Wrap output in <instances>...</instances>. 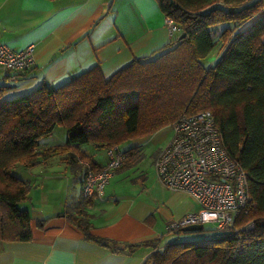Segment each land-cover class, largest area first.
<instances>
[{"label": "trees", "instance_id": "obj_1", "mask_svg": "<svg viewBox=\"0 0 264 264\" xmlns=\"http://www.w3.org/2000/svg\"><path fill=\"white\" fill-rule=\"evenodd\" d=\"M156 2L178 31L169 43L173 47L155 59L132 60L109 78L95 66L59 86L43 83L12 98L2 99L0 86L1 241L31 238L30 213L20 205L30 184L14 172L18 164L30 168L65 154L69 163L81 158L99 170L82 145L120 146L181 114L206 109L229 155L244 169L254 205L236 215L232 229L210 226L212 234L203 238L173 239L143 264H264V0ZM219 42L222 53L205 65ZM57 125L65 129V142L41 148L40 140ZM125 151L124 163L141 159L136 147ZM63 214L85 238L116 245L91 233L88 214L77 202Z\"/></svg>", "mask_w": 264, "mask_h": 264}, {"label": "crops", "instance_id": "obj_2", "mask_svg": "<svg viewBox=\"0 0 264 264\" xmlns=\"http://www.w3.org/2000/svg\"><path fill=\"white\" fill-rule=\"evenodd\" d=\"M165 18L156 0H0V41L14 50L34 47L29 69L0 70L2 99L28 93L43 83L59 86L95 66L109 78L132 60L155 59L173 47L169 43L175 34L169 35ZM222 51L219 42L205 65H211ZM172 123L126 141L123 149L136 147L141 159L124 163L101 199L82 195L81 158L72 164L65 154H57L24 168L30 190L21 203L24 206L20 205L29 210L31 238L0 240V264H143L153 251L172 241L174 233L167 231V223L199 208L186 192L165 187L156 176L154 160L172 136ZM65 139L66 132L51 145ZM148 144L153 150L143 147ZM81 150L93 163L105 164V149L82 145ZM54 157L60 159L57 164L50 162ZM65 186L66 194L61 192L65 199H58L49 211L39 206L37 202L52 201L55 191ZM76 202L88 214L91 233L116 245L85 238L66 218V206ZM129 244L139 245L129 251Z\"/></svg>", "mask_w": 264, "mask_h": 264}, {"label": "built area", "instance_id": "obj_3", "mask_svg": "<svg viewBox=\"0 0 264 264\" xmlns=\"http://www.w3.org/2000/svg\"><path fill=\"white\" fill-rule=\"evenodd\" d=\"M168 33L173 36L178 27L165 18ZM33 45L12 49L0 41V70L23 72L33 62ZM172 136L154 160L157 179L171 190H181L199 205L180 219L170 220L166 229L177 232L190 224H211L218 231L230 230L235 217L254 205L249 194L247 175L241 165L225 148L213 113L200 110L181 114L171 124ZM106 162L94 170L87 161L82 195L86 199H101L112 175L120 169L127 157L118 145L106 148Z\"/></svg>", "mask_w": 264, "mask_h": 264}, {"label": "rangeland", "instance_id": "obj_4", "mask_svg": "<svg viewBox=\"0 0 264 264\" xmlns=\"http://www.w3.org/2000/svg\"><path fill=\"white\" fill-rule=\"evenodd\" d=\"M64 132H65V129H64V127L63 126H61V125H57L56 127H55V129L53 130V133L50 135V136H48V137H43L41 140H40V146H49V145H51V144H53V143H57L56 141H59L60 140V138H61V136L62 135H64ZM46 143H47V145H46ZM127 144L128 143H126V142H123L120 146L123 148V147H126L127 146ZM144 148H147V149H149L150 151L151 150H153V148H151L150 147V145L148 144V147H145V146H143ZM147 154H148V156L147 157H149V152H147ZM57 156V155H56ZM68 156V155H67ZM66 156V157H67ZM56 157H54L52 160H50V162L52 161V162H55L56 164L59 162V161H57V160H60V159H58V157H57V159H55ZM156 158V157H155ZM49 159V158H48ZM147 159V158H146ZM146 163H147V160H146ZM59 165V164H58ZM62 165V164H61ZM69 168H68V170L67 171H71V169H70V166H68ZM152 168V167H151ZM24 170H26V169H24V167L22 166V165H20V164H18L17 165V167H15L14 168V172L17 174V175H19L20 177H22L23 179H25L26 177H25V173H24ZM151 171V170H150ZM57 181H58V179H57ZM56 181V182H57ZM56 184V183H55ZM65 190L67 191V189H66V186H65V188L64 187H60V189H57L56 191H55V193H54V195H53V198H52V201H50V202H48V201H43V200H41L40 202H37V203H39V206L42 208V209H44V210H46V211H49V209L51 208V206L53 207V203L54 204H56L57 203V201H58V199H60V201L61 200H63V199H65L64 198V196H62V193L61 192H64L65 194H66V192H65ZM54 192V191H53ZM34 193V192H33ZM35 195L36 194H33V195H31V197L33 198V197H35ZM50 200V199H49ZM67 200H69V199H67ZM56 202V203H55ZM23 204V203H22ZM21 204V205H22ZM58 204V203H57ZM67 204V203H66ZM66 204H61L60 205V207H63V205H66ZM68 205H70V204H68ZM22 206H24V205H22ZM56 206V205H55ZM65 207V206H64ZM63 207V208H64ZM67 207V206H66ZM210 225L211 224H204L203 225V231H188V232H179V233H174V239H177V240H180V241H194V240H197L198 239V237L200 236L201 238H203V237H205L206 235H209V234H212L210 231H207L209 228H210ZM211 229V228H210ZM182 239V240H181Z\"/></svg>", "mask_w": 264, "mask_h": 264}, {"label": "water", "instance_id": "obj_5", "mask_svg": "<svg viewBox=\"0 0 264 264\" xmlns=\"http://www.w3.org/2000/svg\"><path fill=\"white\" fill-rule=\"evenodd\" d=\"M184 36H185V33L183 32L179 35V38L182 39ZM202 229H203L202 224L198 223V224L187 225L182 228V231H200Z\"/></svg>", "mask_w": 264, "mask_h": 264}]
</instances>
